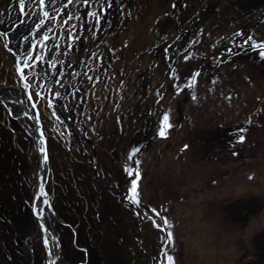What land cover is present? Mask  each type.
<instances>
[{
	"label": "rangeland",
	"instance_id": "rangeland-1",
	"mask_svg": "<svg viewBox=\"0 0 264 264\" xmlns=\"http://www.w3.org/2000/svg\"><path fill=\"white\" fill-rule=\"evenodd\" d=\"M217 1L229 17L220 26L214 25ZM89 2L73 0L66 23L59 16L56 75L38 104L60 258L67 264H146L147 256L149 264H169L168 256L173 264H264V152L248 155L238 142L248 136L254 149L264 140V47L255 46L264 44V0L229 8L226 0H92L86 8ZM185 55L180 70L188 80L196 77L192 102L180 90L186 82L171 74ZM78 62L69 86L61 85L65 113L105 183L130 197L138 192L141 229L120 196L104 188L98 195L81 145L59 112L58 80ZM6 78L16 79L0 39V79ZM165 114L171 128L161 137ZM212 123L226 126L213 135L228 147L226 161L198 155L200 133ZM38 164L31 134L0 104V264L32 260L26 240L38 226L30 210ZM30 244L34 264H49L40 237Z\"/></svg>",
	"mask_w": 264,
	"mask_h": 264
},
{
	"label": "flooded vegetation",
	"instance_id": "flooded-vegetation-1",
	"mask_svg": "<svg viewBox=\"0 0 264 264\" xmlns=\"http://www.w3.org/2000/svg\"><path fill=\"white\" fill-rule=\"evenodd\" d=\"M41 1L42 0H8L5 4H0V39L3 42V47L5 48L6 52L9 54L10 59L12 60L13 72L16 77V79L14 78V81L12 82L8 81L7 78L5 80L0 79V81L8 85L20 86L22 89V99L27 107H30V99L27 94V87L30 89L33 98L34 95L38 97L37 100H34L38 101L39 104L40 100L42 99V96L40 95V90H43L42 93L45 94L48 91L49 86L51 85V81L56 75L55 69H53L51 66L53 62L52 56L55 54V51L53 52V49L55 47V49H57V47L60 45V41L63 36V34L60 32V24L58 25V18L62 14L64 18L63 22L66 23L67 19L72 13V10H75V6L68 5L66 9L61 13L62 7L61 5H57V0H50V4L48 0V10L46 9V11L48 12L46 18L45 13L44 15H42L40 10ZM56 15H58L57 18H55ZM58 27L60 34L58 36L57 41L52 43V40L56 35ZM30 45H32L33 47L30 48ZM24 60H26V63ZM16 64L22 66L23 70L21 71V73L25 77L26 86H24L23 84L22 75L19 72ZM24 64H27V66L24 67ZM70 68L71 67H69L67 71L58 80L57 90L55 92L56 98H58L60 95L61 85L65 81H67V83H65V87H68L70 81L72 80V77L74 76L73 74L75 71L71 74L69 72ZM42 83H44V87L42 86ZM10 94L15 95V90L11 89ZM57 102L58 107H64V104L66 103L65 94H63L62 97H59L57 99ZM0 104L7 109V107L3 103L0 102ZM28 121L31 122L30 119H28ZM76 128L78 129L76 130V133L81 135L79 127L76 126ZM86 154L87 152L85 150L82 151V157L84 159V162L88 166L92 174L94 173L93 179L99 186V189L97 191L98 195L101 196V193L104 188L111 194H117L118 196H120L123 201L124 195H127L128 198L131 199L130 195L120 190V188L108 186L101 176L100 180L102 182H100L99 184L97 182V172L100 175V169L97 167V164L95 162L92 163L86 160ZM89 164H91L92 166H89ZM87 199H89L88 196ZM133 204L135 205L134 202ZM125 205L128 207V209L133 212V214L136 215L133 206L127 204L126 202ZM96 219L103 224L99 217V211L96 214ZM139 237L140 239L138 242V248L139 250L144 251L141 244L142 240L140 233ZM46 240L47 247L51 245V250H53L54 246L52 242L49 243L47 238ZM125 248H127V246H125ZM130 250L132 251L134 258H138L137 251L135 250V248L132 247L130 248ZM29 264H34V260H31ZM146 264H149L148 256L146 258Z\"/></svg>",
	"mask_w": 264,
	"mask_h": 264
},
{
	"label": "water",
	"instance_id": "water-1",
	"mask_svg": "<svg viewBox=\"0 0 264 264\" xmlns=\"http://www.w3.org/2000/svg\"><path fill=\"white\" fill-rule=\"evenodd\" d=\"M91 1L92 0H90V2ZM60 2L62 4V9H61L62 12L72 2V0H60ZM90 2L86 4L85 6L86 8L90 5ZM49 4H50V0H49ZM47 6H48V0H42L40 4V10L42 15L48 12L46 11ZM57 16L58 15H56L55 18H57ZM32 47L33 46L30 45V48ZM24 61L26 63V60ZM78 64L79 62L69 69V72L71 74L78 67ZM16 66L18 67V70L21 73V71L23 70L22 66H20L19 64H16ZM25 66H27V64H24V67ZM22 80L24 86H26L25 77L23 75H22ZM42 86L44 87V83H42ZM11 89L15 90V95L10 94ZM42 91L43 90H40V95L42 94ZM27 94L30 99V107H27L22 99V89L20 86L8 85L0 81V102L7 107L10 115L13 118L17 119L20 122V124L31 134L34 143V148L37 151L39 157V164L37 167V175L35 181V189L30 203V210L32 212L34 219L37 220L38 226L35 231H32L27 235L26 246L28 247L30 253L32 254L31 259L33 260V251L31 248L30 240L33 237L39 236L42 242L46 245L44 235H47L50 238L53 246H54V242L57 246L56 250H50V248L47 247L46 245L49 254V264H56V262H60L61 264H67L60 258V253L62 251V244L58 236V233L55 231L54 225H52L49 221V219L55 215V210L52 206L50 195L47 191V182L50 172L48 140L41 120V115H40L41 113L38 107V101L34 100L30 92V89L28 87H27ZM59 112L62 115L63 120L65 122H68L72 126L74 136L75 138H77L79 145H81L82 151H84L85 146L83 144L81 135L76 133V130L78 129L74 125V121L65 113L64 107L60 106ZM28 119H30L33 126L30 125ZM148 143L149 142H147L144 145V147L137 153V155L141 154L146 149ZM41 149H43V151H41ZM45 157H47V159H45ZM89 166L92 165L89 164ZM97 182L99 184L100 182H102L100 180V175L98 172H97ZM124 201L127 204H130L131 206L134 207L135 213L139 218V226L141 229L142 222L144 221V216L141 215L138 208L133 204L132 200L128 198L127 195H124ZM51 221L53 223L52 219ZM28 243L30 245H28Z\"/></svg>",
	"mask_w": 264,
	"mask_h": 264
},
{
	"label": "trees",
	"instance_id": "trees-1",
	"mask_svg": "<svg viewBox=\"0 0 264 264\" xmlns=\"http://www.w3.org/2000/svg\"><path fill=\"white\" fill-rule=\"evenodd\" d=\"M243 1H246V0H226V4L225 5L228 8L230 6L234 7L235 4H236V6L238 5V7H239V4L241 2H243ZM217 3H219V4L217 6V14H216V17H215L216 20H215L214 25H218L219 24V26H220V24L222 22L223 23H227L226 21H228L229 17L226 18V14L225 13H228V12L223 10L221 2L217 1ZM214 25H213V30H215V28L218 27V26L214 27ZM187 55L180 57V59L178 60V61H180V64L179 65L175 64L173 70L171 71V74H172V78H173L174 82H176L178 79H181L183 82H186V86L185 85H181L180 86V90L184 91V94L186 96L185 97V101L192 102L191 95H190L189 91H190V89L192 87H194L193 80H195L196 77L193 76L192 80H188V76L186 75L187 70H185V69L184 70H180L182 68L181 67V65H182L181 60L182 59L184 60ZM204 60L205 59L203 58L199 63H201V62L203 63ZM208 63H209V66H212L213 62L209 61ZM195 71H196L197 74L200 71V65L199 64L196 65ZM178 109L181 112L182 111V106L181 107L179 106ZM242 115H243V113H241V116ZM215 119L216 118H212V121H214ZM216 123H212L210 127H204L202 129L201 133H200V137L199 138H200L201 142L198 143L196 149H198V155L201 158V160L226 161L227 158H230V156H228V152H227L228 147L223 145V144H220L219 142H217L216 139L213 138V135H215L219 131L221 132V131L226 129V126H220V125L217 126V127H214L216 125ZM208 136L210 138H205V137H208ZM261 139H263V138H261ZM261 139L258 140L260 142L258 144V147L254 148V149L253 148L252 149L249 148L252 145L249 144L250 142H249V137L248 136H246L244 141L242 143L240 142V144H241V146L246 147V152H247L246 154L249 155L250 152H251V153H253L255 155H259V153H263L264 152V140L261 143ZM247 142H249V143H247ZM254 146H255V144H254Z\"/></svg>",
	"mask_w": 264,
	"mask_h": 264
},
{
	"label": "snow or ice",
	"instance_id": "snow-or-ice-1",
	"mask_svg": "<svg viewBox=\"0 0 264 264\" xmlns=\"http://www.w3.org/2000/svg\"><path fill=\"white\" fill-rule=\"evenodd\" d=\"M45 15H47V13H45ZM249 39H251V37H249ZM255 46H257V47H264V44L255 45ZM261 55L264 56V52H262ZM194 99H195V97H194ZM168 119H169L168 115L165 114L164 117H163V119H162L161 128H160L159 133H158L161 137H165L166 136V129L167 128H171V124L170 123H167L168 122ZM241 131H245V130L242 129ZM244 139H245L244 136H240L238 142H241L242 143L244 141ZM41 151H43V149H41ZM134 151H138V149L137 150H134ZM45 159H47V157H45ZM129 174L131 175V172H129ZM137 176H139V173L138 172H137ZM135 189H136V184L134 182L133 183V191L134 192H135ZM131 199H133V202L139 203V200H138V192H135V195L133 197H131ZM165 223H167V221H165ZM169 237H171V233H169ZM167 259L169 261V264H173V257L172 256H168Z\"/></svg>",
	"mask_w": 264,
	"mask_h": 264
},
{
	"label": "bare ground",
	"instance_id": "bare-ground-1",
	"mask_svg": "<svg viewBox=\"0 0 264 264\" xmlns=\"http://www.w3.org/2000/svg\"><path fill=\"white\" fill-rule=\"evenodd\" d=\"M57 3H58V5H61V7H62V4H61L60 0H57ZM49 221H50V223H51L52 225H54V224L52 223V221H51V218L49 219ZM44 237H45V243L47 242L46 238L48 239V242L51 243V240H50V238H49L47 235H44ZM46 245H47V243H46ZM49 248H50V250H51V245H49Z\"/></svg>",
	"mask_w": 264,
	"mask_h": 264
}]
</instances>
